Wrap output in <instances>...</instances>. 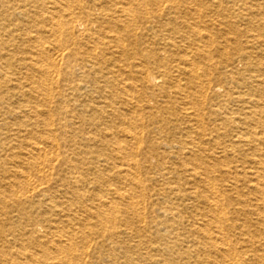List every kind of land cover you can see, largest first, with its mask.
Wrapping results in <instances>:
<instances>
[{
	"label": "bare ground",
	"instance_id": "bare-ground-1",
	"mask_svg": "<svg viewBox=\"0 0 264 264\" xmlns=\"http://www.w3.org/2000/svg\"><path fill=\"white\" fill-rule=\"evenodd\" d=\"M0 264H264V0H0Z\"/></svg>",
	"mask_w": 264,
	"mask_h": 264
}]
</instances>
